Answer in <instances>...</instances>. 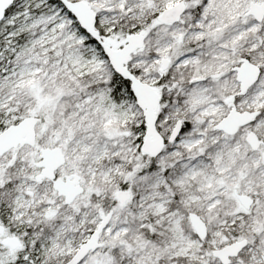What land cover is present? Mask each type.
<instances>
[{
  "label": "snow or ice",
  "instance_id": "obj_1",
  "mask_svg": "<svg viewBox=\"0 0 264 264\" xmlns=\"http://www.w3.org/2000/svg\"><path fill=\"white\" fill-rule=\"evenodd\" d=\"M0 264H264V0H0Z\"/></svg>",
  "mask_w": 264,
  "mask_h": 264
}]
</instances>
